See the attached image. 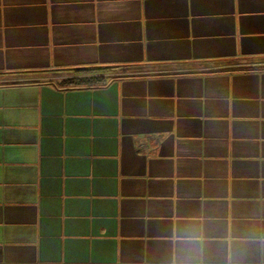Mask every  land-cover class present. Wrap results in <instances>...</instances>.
Here are the masks:
<instances>
[{"label":"crops","instance_id":"1","mask_svg":"<svg viewBox=\"0 0 264 264\" xmlns=\"http://www.w3.org/2000/svg\"><path fill=\"white\" fill-rule=\"evenodd\" d=\"M0 264H264V0H0Z\"/></svg>","mask_w":264,"mask_h":264},{"label":"trees","instance_id":"2","mask_svg":"<svg viewBox=\"0 0 264 264\" xmlns=\"http://www.w3.org/2000/svg\"><path fill=\"white\" fill-rule=\"evenodd\" d=\"M88 69H77L76 74L89 72ZM108 82L106 76H72L61 80L59 83L64 87H79V86H96L104 85Z\"/></svg>","mask_w":264,"mask_h":264}]
</instances>
